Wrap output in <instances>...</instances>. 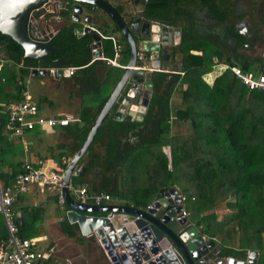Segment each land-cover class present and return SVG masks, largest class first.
I'll list each match as a JSON object with an SVG mask.
<instances>
[{
  "label": "trees",
  "instance_id": "1",
  "mask_svg": "<svg viewBox=\"0 0 264 264\" xmlns=\"http://www.w3.org/2000/svg\"><path fill=\"white\" fill-rule=\"evenodd\" d=\"M104 1L122 16V5H113L114 0ZM235 2H146L144 19L180 27L177 46L180 73L151 72L148 76L151 94L142 120L114 121L109 114L77 163L79 172L69 182L85 186L90 194H109L113 199L110 203L134 208L148 206L166 189L178 185V195L183 197L189 220L202 235L221 244L222 256L242 260L246 252L256 251L257 264H264V92L248 90L229 70L218 73L211 84L204 78L216 65L264 75V59L233 51L227 54L228 46L222 44L220 35H199L192 31L191 22L195 8L203 3L209 13L219 17L220 24L227 23L230 28L229 17L233 16ZM253 9L257 22H264V4L254 5ZM69 10L67 7L61 15L67 16ZM73 27L70 24L57 31L50 39L54 51L38 60L23 58L21 47L0 34V42L4 41L0 47V108L22 99L21 93L26 89L24 78L30 75V68L81 67L69 77L70 87L80 100L77 122L60 127L67 142L47 147V157L42 158L51 159L62 171L66 158L79 148L122 71L110 67L100 73L102 61L89 63L91 35L85 32L77 37ZM95 29L103 35L119 36L124 45L121 53L124 65L128 51L115 26L111 22L101 23ZM260 38L257 30L255 40ZM101 50L104 57H112L109 40L101 41ZM173 99L179 102L174 103ZM45 101L46 98H39L38 110V105ZM95 147L101 151L96 152ZM163 147L168 148L169 157L161 151ZM23 154L22 146L12 144L0 125V167L9 168L8 173L0 171L3 189L21 172L22 163L14 158ZM180 178L185 185H180ZM21 196H17L12 210L19 212L18 235L30 239L39 235L36 223L44 209L19 207ZM51 200L57 203V193H53ZM219 206L228 212L218 216L215 210ZM67 209L63 203L58 210L62 218L58 223L60 233L68 240L83 243L76 224H69L65 218ZM1 220L0 217V239L5 237ZM236 241L238 246L234 247ZM39 264L56 263L44 259Z\"/></svg>",
  "mask_w": 264,
  "mask_h": 264
},
{
  "label": "water",
  "instance_id": "2",
  "mask_svg": "<svg viewBox=\"0 0 264 264\" xmlns=\"http://www.w3.org/2000/svg\"><path fill=\"white\" fill-rule=\"evenodd\" d=\"M69 22L74 25L73 34L91 35L89 45L91 58L101 56V39L89 26L94 24L91 15L95 9L103 12L117 29L125 42L128 54L122 71L97 113L79 148L72 154L63 169L59 184L64 204L65 218L76 224L82 237L93 236L107 257L109 264H257V252L248 251L244 259L222 256L221 244L203 236L189 219L181 214L183 205L175 187L166 189L148 206L134 208L125 205H91L77 202L68 192L73 168L84 156L105 118L111 114L114 121L140 122L151 94V72H164L169 64L158 65L157 57L168 46L178 45L180 28L159 25L143 18L142 11L147 1L129 0L134 7V16L126 22L104 0H69ZM49 0H32L23 11L15 15L8 7L11 0H0V34L9 37L23 51V58L38 60L54 51L49 42L34 41L28 36L27 25L31 13ZM91 6L85 9L81 5ZM88 10V11H86ZM97 15V14H95ZM14 23L9 26L6 21ZM252 40L249 41L251 45ZM4 41L0 42V47ZM152 54L148 66L151 71L136 66L135 53L138 47ZM92 60V59H90ZM162 63H168L161 58ZM91 62V61H90ZM171 74H179L180 66H172ZM31 77H52L57 80L67 77L65 68H33Z\"/></svg>",
  "mask_w": 264,
  "mask_h": 264
},
{
  "label": "built area",
  "instance_id": "3",
  "mask_svg": "<svg viewBox=\"0 0 264 264\" xmlns=\"http://www.w3.org/2000/svg\"><path fill=\"white\" fill-rule=\"evenodd\" d=\"M89 27L94 30L101 40H109L112 47L111 58H104L101 55L98 58L93 57L91 62L100 60L106 65L122 69L124 66L118 63L122 50L124 49V45L120 39L112 35H103L92 26ZM84 33L85 32H81L80 36ZM36 38L42 39V36ZM47 38L49 37L47 36ZM42 42H44V40ZM151 56L152 54H146L141 46L138 47L135 53L136 66L151 71L152 69L148 66L149 60L150 62L152 60ZM1 65L2 61H0V68ZM216 68L220 71L229 70L233 77L248 90L264 92V75H257L252 72L244 73L238 67L227 65H216ZM32 69L33 68H30L29 71ZM65 69L67 70V77H70L74 75L78 69H81V67H67ZM21 97V100L8 103L0 108V125H2L3 131L9 140L17 138L22 141L28 133L35 129L41 130L42 128L65 127L77 122L76 118L64 114H58L55 117H45L40 114L36 103L31 100L30 96L25 91L21 93ZM69 159L70 158H67L65 160V164H67ZM20 169L21 172L17 173L12 178L7 188L3 189L0 186V217L2 218L5 230V237L0 239V264H39L44 259L53 262L51 248L44 252L38 246L39 239L21 238L18 235L21 222L18 219V215L13 212L12 205L18 195L27 193L32 186H35L39 188L41 192L47 190L57 193V204L58 206H62L64 201L61 194V186L59 184L62 170L48 166L44 160L37 161L35 165L24 162L20 165ZM78 172L79 168L75 166L72 175H76ZM70 191L74 195L75 200L83 204L90 201L91 205L98 206L113 201L107 193H88L85 186L74 189L69 184L68 192L71 195ZM180 199L183 205V197L180 196ZM181 214L184 217L187 216L183 209Z\"/></svg>",
  "mask_w": 264,
  "mask_h": 264
},
{
  "label": "rangeland",
  "instance_id": "4",
  "mask_svg": "<svg viewBox=\"0 0 264 264\" xmlns=\"http://www.w3.org/2000/svg\"><path fill=\"white\" fill-rule=\"evenodd\" d=\"M236 3L239 6L243 7L244 10H246L247 13L249 14L248 16L250 19V25L253 28L254 35H255L256 31L258 30L259 34L261 36L260 39L255 40V43L253 44V50H252L253 53L251 54V56L264 59V43H263L264 42V22H260V23L257 22V20H256L257 19V12L253 9L254 5H258V7H261L262 4H264V0H236L235 4ZM112 4L113 5H116V4L122 5V7H123L122 15H124L125 19H128L130 16H134V12H133L134 10H133V7L130 4L129 0H114L112 2ZM48 20H49V22H48ZM52 21H54L53 18L47 19V22H48L47 25L48 26L50 25V30L43 28L45 26H43V27L38 26L37 27V30L40 32V35H42V38H45V37L51 35L52 33L54 34V30L56 29L57 24H53ZM58 25H59V23H58ZM117 37L119 38L118 35H117ZM192 54H195V52H192ZM0 55H1V53H0ZM125 57H127V55ZM220 72H221L220 70H218V69L216 70V68H215V70H214L215 74L220 73ZM212 76H214V74H211L209 76L204 77L205 81L208 84H211ZM24 79H25V83L27 85V89H28L30 95L32 96V99L34 102H38V100L40 98L39 96H41V97L46 96V98L49 100V101L46 100L45 103L43 102V103L38 105L39 111L43 116H54L56 114V104L59 102L57 100L67 102V93H69V91H72V90L75 91V89L70 87L71 83H69V81H67V80L64 81L63 79L58 81V82H55L52 79V77H46V79H43L41 77H30L29 76V77H26ZM40 80L41 81L43 80V85L39 84ZM56 85L60 90L56 89ZM56 94H57V96H56ZM172 101L174 103L179 102L176 99H173ZM48 103H50V104H48ZM76 108L79 109L78 100H74L73 102H71V105H70L71 111L73 110V112H75ZM56 129L57 128H42L40 131V134H44V135L46 134V136H44V142H42V144L36 143L35 148H37L38 150H40L43 153V152H45L44 150L46 149V147L54 146L55 145L54 140H50L51 138L48 139L47 134H50V132L52 130H53L52 132H55ZM51 135H48V137ZM15 140H18V139L16 138ZM97 148L98 147H96L95 151L100 152L101 150L99 148L98 149ZM161 151L167 157H169V150L167 147H163L161 149ZM55 153H56V151H55ZM68 158H71V156ZM28 163H30L31 165H35V163H31V162H28ZM168 166L170 167V165H168ZM184 182L185 181L180 178L179 183L181 186L185 185ZM71 187L74 189H78V185H76V186L71 185ZM175 189L177 190V192L180 191V187L178 185H176ZM70 193H71L72 198H75L71 191H70ZM110 204H113V203H110ZM215 212L218 214V216H221L222 214H225L228 211L225 210L223 206H219V207H217ZM50 240L51 239H49L48 242H51ZM82 240H83V243L76 244V243H74V241L68 240L66 238H63L62 240L61 239H57V240L55 239V241H53L52 244L56 245V249L58 252H60L62 257L71 259L73 264H107V262H106L107 259L104 255L102 249L97 245V243L94 241V239H85L83 237ZM237 246H238V244L236 241V245L234 247H237Z\"/></svg>",
  "mask_w": 264,
  "mask_h": 264
},
{
  "label": "flooded vegetation",
  "instance_id": "5",
  "mask_svg": "<svg viewBox=\"0 0 264 264\" xmlns=\"http://www.w3.org/2000/svg\"><path fill=\"white\" fill-rule=\"evenodd\" d=\"M237 3L234 6L233 16L229 17V21L231 22L230 28L228 27L227 23H225L224 25L220 24V20L218 19L219 17H216L213 14L209 13L208 10L205 8V5L203 3H199V5H197V7L195 8L192 14V18H191V22L193 25L192 31L203 36L214 37L216 35H220L221 36L220 41L222 42V44L228 46L227 54L233 51L236 54H242L246 57H252L251 54L253 53L252 50H253V44L255 43V35L253 32V28L250 25V19L248 16L249 14L247 13L246 10H244L243 7L239 6ZM72 5L73 3L72 2L70 3L67 0H49L46 6H42L40 8L35 9L31 13L28 19V25H27L28 35L31 38L35 39V41L40 42L44 40V42L50 43V39L53 37L55 33H57V31L71 24L69 22L70 10L67 16H62L61 12L65 11L67 7L71 8ZM81 6L84 7L85 9H90L91 7L85 4H82ZM91 16H92L91 19L94 20L93 25L95 26H98L101 23H108V19L106 18L105 14L98 9H95L94 14ZM132 17L133 16H130L128 19H125L124 15H122V18L126 22L130 21ZM48 18L51 19L53 18L54 20L52 21L53 24H57L56 29L54 30V34L52 33L51 35H49L48 36L49 38L47 37L42 39L36 38L42 36L40 35V32L37 30L38 26L40 27L45 26L43 28L50 30V25L49 26L47 25V23L49 22V20L47 22ZM158 24L172 26L169 24H163L159 22ZM250 40H252V43L251 45L248 46ZM177 46L178 45H174L173 47L172 46L166 47L164 50V54L159 55L157 57L159 66L161 64H169V68H166L165 69L166 71H164L166 73H170L172 66L175 67L180 66L179 65L180 53L177 50ZM161 58L167 60L168 63H164V62L162 63Z\"/></svg>",
  "mask_w": 264,
  "mask_h": 264
},
{
  "label": "crops",
  "instance_id": "6",
  "mask_svg": "<svg viewBox=\"0 0 264 264\" xmlns=\"http://www.w3.org/2000/svg\"><path fill=\"white\" fill-rule=\"evenodd\" d=\"M92 27L93 28H97V26H95V25H93ZM195 54H199V53L195 52ZM101 55H102V57H104L103 54H102V50H101ZM104 58H111V57H104ZM90 59H92V58H90ZM89 63H91V62H89ZM118 63L121 66H124L125 65V64L123 65V63L121 62V57L119 58ZM110 67H112V66L106 65L104 63V66L101 67V68H98V71L100 73H102L103 70L104 71L105 70L107 71V69H109ZM113 68H119V67H113ZM214 70H215V68H214ZM216 70H217V68H216ZM211 74H214V76H212V78H211V81H212L215 78V76H217L218 73L215 74L214 71H213L209 75H211ZM37 77H39V76H37ZM41 78L46 79V77H41ZM62 79L64 81L65 80L69 81V77H63V76L60 77L57 80H55V79H53V80L55 82H58V81H60ZM69 83H70V81H69ZM39 84L40 85H43V80L42 81L40 80L39 81ZM25 87H26L25 92L30 96L31 100L33 101L32 96L30 95V93H29V91L27 89V85H25ZM56 89L57 90H60L57 87V85H56ZM71 92H72L71 96H69V93H67V102L60 101V100H57L56 99L59 102L56 104V114L54 116H45V117H55L58 114H64V115H68V116H71L73 118H76L77 117V113H78V109L77 108H76V110L74 109L75 112H73V110L72 111L70 110V105H71V102H73L74 100H78V106H79L80 100H79V98H78V96L76 94V91L72 90ZM56 96H57V94H56ZM39 97H41V96H39ZM42 97L46 98V96H42ZM46 100H48V99L46 98ZM35 103L37 104V102H35ZM48 104H50V103H48ZM56 128L58 130L56 129L55 132H52L53 131L52 130L50 132V134H47V138L48 139L51 138L50 140H54L55 145L58 144V143H65V142H67L68 139H66L64 137L63 131L61 130V128L60 127H56ZM40 131L41 130H37L36 132H31V133L27 134L22 141L19 140V139L18 140H15V139H12L11 140L12 144H20L22 146V148L24 149L23 156L22 157H16V158H14V161H21V163H24V162L36 163L39 160H44V161H46V163H47L48 166L57 168L54 165V162L51 159H48V158L47 159H42V158L47 157L45 155V154H47L46 153L47 147L44 150L45 152H43V153L40 150H38L37 148H35V144L36 143H39V144L41 143L42 144V142H44V136H46V134L45 135L44 134H40ZM48 135H51V136L48 137ZM48 147H50V146H48ZM26 149L27 150L29 149V151H27V153H25V150ZM95 149H96V147H95ZM96 152H98V151H96ZM0 171L3 172V173H8L9 172V168L7 166H1L0 167ZM69 184H70V182H69ZM52 195H53V192H50V191H47V190H43L41 192L39 190V188H37L35 186H32L27 193L22 194V196H21L22 198L18 202V205H19V207H37V208L39 207L41 209H44V212L41 215V219L39 220V222L36 223V227H37V229L39 231V235H37L36 237L30 238V239H35V238L39 239L40 241L38 243V246H40L39 248L42 249V250H44L46 247L52 249L53 263H56V264H73V262L71 261V259L62 257L61 254H60V252L57 251L56 245L52 244V242L55 241V239L56 240L57 239H61L62 240L63 238H65L60 233V228L58 226V223L62 220L61 216L58 213V210H59L60 206H58L57 203H55V202H53L51 200V196ZM73 199L75 200V198H73ZM115 200H116V198H115ZM103 205H116V204L105 203ZM183 210L185 211L184 207H183ZM16 214L19 215V212H17ZM186 218L189 219L188 218V215L186 216ZM1 227H2L1 230H4L3 222H2V226ZM91 237L93 238V236H91ZM84 238L85 239H89L90 236L89 237H84ZM49 239H51L50 240L51 242H48ZM262 239H263V245H264V235L262 236ZM94 241L97 243V241L95 239H94ZM76 244H79V243H76ZM97 245H98V243H97Z\"/></svg>",
  "mask_w": 264,
  "mask_h": 264
},
{
  "label": "clouds",
  "instance_id": "7",
  "mask_svg": "<svg viewBox=\"0 0 264 264\" xmlns=\"http://www.w3.org/2000/svg\"><path fill=\"white\" fill-rule=\"evenodd\" d=\"M30 3H32V0H11V3L8 5V7L15 9V11L11 13L12 15H15L17 12L23 11L24 7ZM6 23L11 26L14 21L9 19L6 21Z\"/></svg>",
  "mask_w": 264,
  "mask_h": 264
}]
</instances>
